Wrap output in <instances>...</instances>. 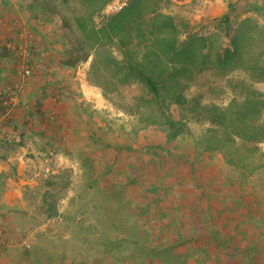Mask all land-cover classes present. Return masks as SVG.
I'll list each match as a JSON object with an SVG mask.
<instances>
[{"label":"rangeland","instance_id":"rangeland-1","mask_svg":"<svg viewBox=\"0 0 264 264\" xmlns=\"http://www.w3.org/2000/svg\"><path fill=\"white\" fill-rule=\"evenodd\" d=\"M86 4L0 0V117L17 98L45 188L0 264H264V0H135L113 30Z\"/></svg>","mask_w":264,"mask_h":264},{"label":"crops","instance_id":"crops-1","mask_svg":"<svg viewBox=\"0 0 264 264\" xmlns=\"http://www.w3.org/2000/svg\"><path fill=\"white\" fill-rule=\"evenodd\" d=\"M6 42L4 43L5 47L11 44V42ZM7 54L0 56L2 57L1 60L8 59ZM1 66L0 63V67ZM19 69H21V66ZM19 69L11 75V78L6 76L7 73L3 74L0 72V82L4 80L5 77L6 80L11 82L12 88L17 87L12 89H16V92L18 88H21L19 84L21 74ZM13 99L14 104H12V107L0 117V239L4 240H6V238L11 239V237L14 236L15 230L19 229L15 221L18 218H14L13 213H9V210L19 208L20 206L25 207L27 205L28 201H24L23 198L24 190H30L32 194L37 196L38 201H41V204H43L45 200L43 194L38 192L39 190H45L44 185L35 177L38 175V172L32 169L33 164L31 158L25 156L27 147L17 143L16 146H19V149H15L16 146L14 142L20 138L21 134L19 135L14 131V125H19L16 115L20 113L21 109H17V105L16 108L14 107L17 98L14 97ZM10 111L12 112V116L9 118L12 120L9 121L8 125L4 117ZM50 231L53 233L55 230ZM60 234L62 233L60 232Z\"/></svg>","mask_w":264,"mask_h":264},{"label":"trees","instance_id":"trees-1","mask_svg":"<svg viewBox=\"0 0 264 264\" xmlns=\"http://www.w3.org/2000/svg\"><path fill=\"white\" fill-rule=\"evenodd\" d=\"M108 1L110 0H86V5L89 8L90 12L93 13L95 10H99L101 9ZM135 3V0H131L130 2H127V5L123 8V10H121L119 13L110 16L109 18H107V22L105 24V28L108 30H113L115 28V26L118 25L119 20H125L126 16L129 14V11L133 8ZM167 19L169 20L170 18L166 15H161V14H156L154 16V19ZM224 17L227 19L228 15L225 14ZM73 21L77 24V28L79 31H84L85 28L87 27L82 21H81V16H75L73 18ZM166 22L164 23V27L166 26ZM69 27V25H68ZM93 33H97L95 31H93ZM95 35V34H94ZM163 44V50L171 52L173 55H177L176 54V50L174 48V42L175 39L172 37H161L158 38ZM234 49L236 50V45L233 44ZM235 50H233L231 53H233ZM229 50H226V52H228ZM165 54V53H163ZM230 54V53H229ZM153 57L155 58V60H153ZM144 60H148L150 65L151 63H157L158 57H157V53L152 50V49H148L142 56L140 61H137L135 66H131V69L133 71L136 72V74L142 79V81H144V83L146 84V86L150 89V91H152L153 93H157V87H156V83L155 80L153 79V77L151 76V72H150V68L148 65L143 64ZM144 65V66H143ZM167 69V67H166ZM177 103H182L183 99L180 95H177V99H176Z\"/></svg>","mask_w":264,"mask_h":264},{"label":"built area","instance_id":"built-area-1","mask_svg":"<svg viewBox=\"0 0 264 264\" xmlns=\"http://www.w3.org/2000/svg\"><path fill=\"white\" fill-rule=\"evenodd\" d=\"M128 0H110L108 1L98 12L101 19L115 15L119 13L127 5ZM8 47L9 44L7 45ZM45 68L44 64H36L33 66H26L23 70L24 75L29 76L34 71H42ZM4 242L0 240V252L3 250Z\"/></svg>","mask_w":264,"mask_h":264}]
</instances>
